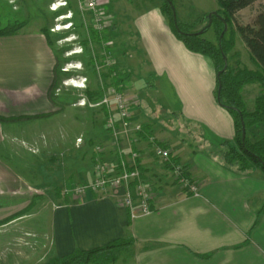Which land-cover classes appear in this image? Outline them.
I'll return each mask as SVG.
<instances>
[{"label":"crops","instance_id":"0c3cea01","mask_svg":"<svg viewBox=\"0 0 264 264\" xmlns=\"http://www.w3.org/2000/svg\"><path fill=\"white\" fill-rule=\"evenodd\" d=\"M105 1V8L115 18V38L111 40L117 41V68L126 73L122 88L140 95L133 119L142 124L143 132L115 143L103 124L106 115L88 144L79 147L75 141L83 139L70 138L69 144L74 142L72 158L60 154L58 159L48 144L56 136L38 131L57 117L50 90L58 62L43 29L29 23L26 16L30 5L38 10L39 0H0V8L7 7L0 14V29L24 23L18 32L0 36V250L6 248L9 236L16 238L24 230L35 236L37 232L24 222L31 223L46 213L45 235L57 257L126 239L130 241L127 249H134L135 264H264V213L253 228L255 213L264 211V173L257 168L241 171L238 164L226 162L224 142H233L236 130L232 115L218 103L213 61L187 50L159 7L130 25L116 15L114 0ZM132 49L139 57L136 74L127 60ZM137 78L142 81L138 83ZM146 92L157 103H151L153 108H149ZM259 93L260 89L257 97ZM164 94L179 110L177 117L184 130L198 132L191 135L193 142L181 139L170 116H162L165 108L157 101ZM43 120L48 123L25 134L15 126L9 131L4 127L5 123ZM152 137L186 166L199 187L198 196L175 182L170 167L155 156ZM135 151L140 157L134 165L155 193L149 215L132 218L117 200L92 192L83 197L64 194L66 189L93 181L97 158L112 165L130 158V164ZM23 153L45 156L47 172L54 174L55 166L63 169L68 183L58 190L22 177L21 172H32L31 161H15L16 168L7 158L17 160ZM71 159L74 162L69 164Z\"/></svg>","mask_w":264,"mask_h":264},{"label":"rangeland","instance_id":"374dc122","mask_svg":"<svg viewBox=\"0 0 264 264\" xmlns=\"http://www.w3.org/2000/svg\"><path fill=\"white\" fill-rule=\"evenodd\" d=\"M52 1L53 0H39L37 4L38 10L36 9V5H30L29 14H27L26 12V16H28V21H30L29 23L33 25L37 24L43 30L48 29V31H50L49 35L52 41L53 49L54 51H56V57H58V78L56 90L54 91V104L57 107V109L55 110V114L57 115V117H54L51 123H48V121L44 120L40 123L33 124L32 122L15 125L5 123L4 127L6 131H9V129L15 126V130L18 129L25 134L28 133V131L32 128L36 129L43 125V123H48V126L46 125L44 127L38 128V131L44 134L48 132L50 134V137H54L53 135L56 136L57 139H52V141L48 142L49 148H51V146L54 148L55 155L58 157V159L60 158V154L61 156L62 154H65L72 158L74 142L69 144L70 138L76 136L81 137L83 139V142L79 143L81 144L79 147H82L85 142H88L87 140L88 138H90V135L95 132L97 124H100L104 118V115L101 112L102 106L93 107V104L88 102L87 98L84 95V90L89 88L96 89L97 86L100 85V78L98 75L94 74L95 72H93L95 71V68L93 67L94 65L91 67L86 64L88 56L90 57L91 55L92 48L91 46H89V51L87 52L85 47L82 45L84 37L82 35L81 23L83 25L84 23L79 6L77 5V1L67 0V5L64 6H60V4H57L60 0H54V2ZM114 1L116 15L120 17V20L123 21V23H129L130 25H133L135 22L137 23L139 19L143 18L146 15H151L154 11H156L158 7L157 5L159 4L158 1L150 2L149 0ZM172 1L179 22L182 23L184 27L193 29L195 32L200 31L203 27L208 25V16L211 13L217 12L219 10L216 0ZM54 3L57 4L54 7L55 10L51 8L52 4ZM263 6L264 0H260L252 7L238 12L235 16L236 23L239 25L253 24L256 16L261 11ZM6 9L7 7H1L0 14L3 13V11H5ZM25 19H27V17H25L24 20ZM204 37L217 43V38L214 34L213 29L208 31ZM109 40H111V38ZM94 47L95 49L99 50L98 44H94ZM116 47L117 41L115 43V48ZM143 51L146 55L147 53L144 48ZM130 53L131 57L127 60L133 67L131 71H133V74H136L137 70L135 69L138 66H136V63L138 62L139 57L133 49L132 51H130ZM229 64L233 69H239L242 67H246L249 69L256 68L255 64L251 60L250 51L240 35H238L237 37L234 51H232L229 56ZM123 67L128 70V67H125L124 65ZM141 73L142 75L144 74L143 69ZM84 77L87 79V81L83 84L82 82H80V80H82V78ZM55 79L56 75L54 81ZM135 81H138V83H140L139 81L142 80L140 78H137ZM214 82L215 84H217L216 76ZM82 86L85 87L83 88ZM259 89L260 87L257 84L247 85V87L243 89V98L247 109L253 110ZM149 95L150 94L146 92L145 98L150 105L149 108H153V104L151 103H155V101L152 100V97H149ZM72 101H75V103L69 105L68 103ZM82 101H85V103L83 102L81 106L79 104ZM157 102H159V105L162 108H165L162 113L164 115H160L167 118L170 116L174 128L180 133L181 139L193 142V137H191V135H197L198 132L192 130L191 134L190 132L184 130L181 122H179L178 119L180 115L178 113L179 110H176V106L168 98L167 94H164L162 97H160ZM155 105H157V103H155ZM167 108H169L170 110L166 111ZM226 111L229 112L227 108ZM261 132H264V127L258 130V134ZM138 135L139 133L134 132L133 130L127 134H121L118 144L124 137L133 138L135 136L138 137ZM189 136L192 141L189 139ZM109 137L114 140L111 134ZM76 142L78 143L77 140L75 141V144ZM195 146L198 145L195 144ZM87 158L89 159V154H87ZM45 159L46 158L43 155L34 157L29 153H23L22 157L17 158V160L16 158L15 160L12 159L10 156H8L7 158L8 162L16 168L17 165L13 164L15 163V161L17 162L23 160L26 164L28 163L26 161H31L30 166L32 172H21V176L29 179L32 183H35L39 186L41 185V187H46L49 185L59 190L64 185H66V183H68V179L65 178L63 169L58 168L57 166L54 167V174L47 172ZM68 162L69 164H72L74 160L71 159ZM263 213L264 211L260 210L255 213L256 218L253 221L254 229L258 226L259 222L261 223V219L263 216L261 214ZM46 218L47 216L45 213L44 215H41L39 219H35L31 223L24 222L26 228H32L37 232L35 236L31 234H25V230L22 232L21 236H17L16 238L7 236L8 242L6 244V248L0 250V264H45L47 262L51 263V261L55 258L57 259L58 257L56 253L52 251V245L49 241V237L45 235V233H48ZM254 229H252V231ZM133 250V248H126L125 250L118 252L116 264H135L133 260Z\"/></svg>","mask_w":264,"mask_h":264},{"label":"trees","instance_id":"16d2710c","mask_svg":"<svg viewBox=\"0 0 264 264\" xmlns=\"http://www.w3.org/2000/svg\"><path fill=\"white\" fill-rule=\"evenodd\" d=\"M150 2H159L158 7L162 14L167 19L172 32L174 35L185 45L187 50L192 53L200 54L210 58L215 66L216 73L222 72L224 68L223 53L226 55L228 60V68L217 77V88L216 96L221 85V106L227 108L234 119L236 136L233 142H224L228 148L226 152V162L230 165L236 163L239 165L241 171H248L252 168L262 170L264 173V132L258 134V130L264 127V6L255 18L253 24L239 25L236 23L235 16L238 12L252 7L260 0H216L218 3L219 10L217 15L213 16V22L211 27H203L200 31L195 32L193 29L184 27L182 23L178 22V29L175 26L174 15L172 5L169 4L168 0H149ZM174 6V5H173ZM228 25V30L224 34L223 38L220 39L221 34L224 32V21ZM82 25V35L84 40L82 45L85 47L87 52L90 43L98 44L106 42L110 38L115 36L112 34L113 28L107 30V32L100 33L94 28H89L88 31ZM24 26V23H13L10 26L0 29V36H7L18 32L20 28ZM213 29L214 34L217 38V43L206 39L205 34ZM43 33L48 37L50 44V31L44 29ZM229 34V36H228ZM238 35L244 40L247 45L251 60L255 64V69H249L246 67L233 69L229 64V56L234 51L236 46V40ZM222 48V49H221ZM91 57V58H90ZM90 57L88 56L86 64L93 66L92 52ZM94 67V66H93ZM59 65H56L55 75L56 79L52 84L50 90V98L55 102V93L57 86ZM94 74L98 75L96 71ZM117 73L116 77H112L111 74ZM126 73L117 68V66L108 70V72L102 74L103 82L106 87L112 85L117 87L119 90L122 88L124 82V75ZM119 75L121 77H119ZM257 84L260 87V94L255 100L253 110L246 108L245 101L243 98V89L247 85ZM84 95L88 102L96 104L101 101L104 96V91L101 85H98L96 89L84 90ZM75 101L69 102V105L74 104ZM63 107V106H62ZM61 108V107H60ZM233 108H237L240 112L235 111ZM101 112L106 117L105 107L101 108ZM244 119L246 125V139L242 140V125L241 119ZM105 124V119L103 121ZM142 133V132H141ZM102 160L100 159V162ZM172 162H177L173 156ZM102 163V162H101ZM96 160L94 161V165ZM168 165V164H167ZM169 166V165H168ZM170 169L171 166H169ZM116 171L120 170V159L117 164L114 165ZM189 174V173H188ZM130 245V241L126 239H119L113 241L103 247L81 251L78 250L68 256L58 257L53 259L51 263L45 264H113L117 261L118 252L127 248Z\"/></svg>","mask_w":264,"mask_h":264},{"label":"built area","instance_id":"2783aa9c","mask_svg":"<svg viewBox=\"0 0 264 264\" xmlns=\"http://www.w3.org/2000/svg\"><path fill=\"white\" fill-rule=\"evenodd\" d=\"M79 6L84 27L88 31L94 28L96 31L103 33L110 30L113 26L114 16L110 15L105 8V0H76ZM57 4L60 6L67 5V0H60ZM52 4V9L57 5ZM92 48L93 65L100 78V85L104 91V96L99 103L93 104V107H105L107 117L104 127L118 143L121 134H127L132 130L137 133L143 132V126L136 123L133 117V109L139 105L140 97L126 90H119L115 86L106 87L102 74L112 70L117 66V58L114 52L115 42L107 40L102 42L99 50L95 49L94 44L90 43ZM116 77L117 73L111 74ZM87 81L84 77L80 82L83 84ZM83 88L85 86H82ZM82 101L79 105L82 106ZM85 105V104H84ZM116 116L118 119H116ZM82 140L78 139V143ZM155 156L164 164L171 166L172 177L175 182L186 192L191 195H199V187L194 183L188 174V169L181 163L172 162L173 154L169 148L163 147L156 142L155 137L150 138ZM99 152L101 149L97 148ZM140 157L139 152L131 154V163L128 159L121 158L120 170L115 171L114 165L101 163L96 159L94 165V179L92 182L76 186L64 191L65 195L73 194L83 197L87 192L100 194L117 200L121 205L129 210L132 218L149 215L152 212L151 203L154 200V189L149 186L141 170L134 165Z\"/></svg>","mask_w":264,"mask_h":264},{"label":"water","instance_id":"95a60500","mask_svg":"<svg viewBox=\"0 0 264 264\" xmlns=\"http://www.w3.org/2000/svg\"><path fill=\"white\" fill-rule=\"evenodd\" d=\"M168 2H169L170 5H172V2H171L170 0H168ZM172 8H173V15H174L175 26H176V28L178 29L179 27H178V22H177V15H176V11H175L173 5H172ZM214 15H217V12H213V13H211V14L208 16L209 24L207 25V27H211L212 22H213V16H214ZM223 21H224V26H225V28H224V32L221 34L220 39L223 38L224 34H225V33L227 32V30H228V25L226 24V22H225L224 19H223ZM202 32H203V31H200L199 33H202ZM221 49H222V48H221ZM223 58H224V62H225V63H224V68H223L222 72L225 71V70L228 68V60H227V57H226V55H225L224 53H223ZM222 72L217 73V77H218V78L220 77V74H221ZM217 100H218V103L221 104V85H220V87H219V91H218V93H217ZM233 109H234L235 111H237V112H240V110L237 109V108H233ZM241 125H242V140L245 141V139H246V125H245V121H244L243 118L241 119Z\"/></svg>","mask_w":264,"mask_h":264}]
</instances>
